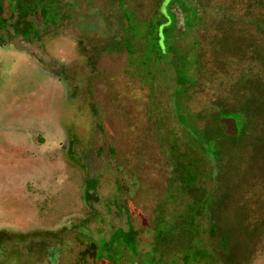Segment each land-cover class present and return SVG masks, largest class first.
<instances>
[{
    "label": "rangeland",
    "instance_id": "1",
    "mask_svg": "<svg viewBox=\"0 0 264 264\" xmlns=\"http://www.w3.org/2000/svg\"><path fill=\"white\" fill-rule=\"evenodd\" d=\"M262 3L43 0L19 23L6 8L0 229L20 236L0 264H264ZM157 13L178 25L153 68ZM117 231L137 255L104 250Z\"/></svg>",
    "mask_w": 264,
    "mask_h": 264
},
{
    "label": "trees",
    "instance_id": "2",
    "mask_svg": "<svg viewBox=\"0 0 264 264\" xmlns=\"http://www.w3.org/2000/svg\"><path fill=\"white\" fill-rule=\"evenodd\" d=\"M0 1H5V0H0ZM172 1L175 4V0H172ZM262 1H263L262 5H264V0H261V2ZM7 2L9 3L10 8L12 10L20 13V19L27 16L28 14H30L32 12H36L38 6L39 7L41 6L43 10L47 9V6L43 5V0H7ZM205 4L202 5L203 9L207 8V5H205ZM158 6H159L158 9H160L161 5L158 4ZM169 6H171V3L169 4ZM202 8H201V10H202ZM179 9L181 10V12L185 13L184 17L186 20H185V23L183 25H185V26L191 25V24H194V25L195 24H200V25L202 24L203 25L205 15L200 16V14H198L193 7L190 8L189 10H184L180 6ZM263 9H264V6H263ZM0 12H1V6H0ZM157 14H158L156 16L157 18L155 19L153 17V20L151 22V26H150V28H147L146 34L144 35L146 37L151 36V35L154 36L153 41H152L153 46L151 48H152V51H153L155 57L157 56V62L155 64H153V68L163 58H166V60H167L168 56L172 57L173 53L170 50L172 48L170 46V43H171L170 42V35L172 33V29L176 28L178 25V19L176 18L175 15H174L175 16L174 19H172L171 22L168 23V21H166V19L164 18V16L161 13H157ZM193 16L195 18H193ZM165 22H167V23H165ZM167 24H169V26L165 27ZM258 24H260L262 26L264 24V20H262V22L259 21ZM156 28H157V30H156ZM160 28H163V37H164V41L162 43L163 49L160 46V42H159L160 37L158 36V34H159L158 29H160ZM28 34H29V32H25V29H24L25 37ZM176 65L178 66V69H176V73L178 75L177 83H179V84L185 83L187 80L185 77L186 75L184 72H182V67H180L178 64H176ZM183 74H184V76H183ZM182 170H183L182 172L184 173L183 177H187V180H186L187 186L189 184L191 185L192 184V183H190L192 180L191 173H190V175H187V172H185L186 169L182 168ZM188 176H189L190 180L188 179ZM161 225H162V223L160 224V227H161ZM210 227H211V231L213 230V233H214V229H213L214 226L212 225ZM104 243H105V247H104L105 251H111V250L117 248L119 245H124V247L132 250L134 252V254L137 255V252H136V245L137 244H136V240H135V235L132 231H130V232L117 231L116 233L113 234V236L111 237V239L108 242L104 241ZM191 250L192 249H190V251ZM185 254H186L185 256H187L186 260H190L192 258L191 256L199 255V252L196 253L194 251L193 252L191 251V252H185ZM110 257H113L114 261H115V256L110 255L109 258ZM188 262H190V261H188Z\"/></svg>",
    "mask_w": 264,
    "mask_h": 264
},
{
    "label": "flooded vegetation",
    "instance_id": "3",
    "mask_svg": "<svg viewBox=\"0 0 264 264\" xmlns=\"http://www.w3.org/2000/svg\"><path fill=\"white\" fill-rule=\"evenodd\" d=\"M0 6H1L0 22H2V21L4 20V18H3L2 15H3V13H4V11H5L6 8H8L10 12H14L15 14L17 13L18 18H17L16 21H17L18 23L22 21V18L20 19V13L17 12V11L12 10V9L10 8V5H9V3L7 2V0H5V1H0ZM1 24H2V23H0V26H1ZM21 30H22V28H20V29L17 28L15 31H16L17 34H20L21 37H25V36L21 35V33H22ZM23 34H24V32H23ZM2 44H3V43L0 42V47L3 46ZM5 45L7 46L6 43H5ZM57 74H58V75L61 74V70H60V69L57 71ZM6 129H7V128H5L4 125H3V126L1 127L0 130H4V131H2V133H0V135H5V136L8 137V134H7ZM8 139H9V138H8ZM9 146H12V143L8 140V143H7L6 147H7V148H10ZM9 157H10V155H9ZM7 160H8V158L6 159L5 157H3V158L0 159V163L3 165V163L5 162L4 165H7V164H6V163H7ZM5 168H6V171L11 172L12 174L14 173V172H12L11 169H8L7 167H5ZM13 171H15V170H13ZM16 173H17V172H16ZM13 175H15V174H13ZM13 186H15V185H13ZM0 231H2V232H0V240L3 239V238H6V237H9V239H10V237H12V236H13V238H11L10 240H17L16 238L20 236L19 234L15 235L13 232L8 234L7 231L5 232V231L2 230V229H0ZM48 233H50V232H48ZM18 235H19V236H18Z\"/></svg>",
    "mask_w": 264,
    "mask_h": 264
},
{
    "label": "water",
    "instance_id": "4",
    "mask_svg": "<svg viewBox=\"0 0 264 264\" xmlns=\"http://www.w3.org/2000/svg\"><path fill=\"white\" fill-rule=\"evenodd\" d=\"M234 133H236V129H235V126H234Z\"/></svg>",
    "mask_w": 264,
    "mask_h": 264
}]
</instances>
